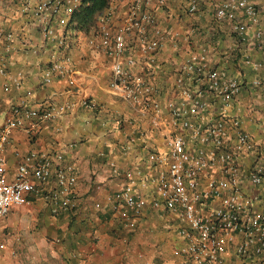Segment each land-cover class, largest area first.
I'll return each mask as SVG.
<instances>
[{
    "label": "built area",
    "instance_id": "obj_1",
    "mask_svg": "<svg viewBox=\"0 0 264 264\" xmlns=\"http://www.w3.org/2000/svg\"><path fill=\"white\" fill-rule=\"evenodd\" d=\"M170 1L127 0L126 10L117 20L111 5L93 31L98 49L111 60L109 92L130 104L147 123L145 129L130 117L116 118L118 126L127 130L126 138L120 142L121 154L126 156L138 147L145 149L143 166L149 172L144 177L141 164L120 171L117 161L107 158L110 175L124 179L106 197L107 205L114 214L118 213L122 225L131 229L141 221L147 207L170 212L184 241L177 249L181 264H264V149L242 129L240 117L230 112L241 91L240 80L214 66L204 50L190 49L181 55L178 68L172 73L173 96L164 101L156 97L158 88L151 68L167 41V32L157 25L149 9L152 3L163 8ZM180 1L185 12L192 15L207 0ZM81 2L20 1L23 22L31 23L43 44L51 47L52 53L42 71L46 85L55 80L65 81L71 87L77 83L71 33L73 14ZM213 13L218 21L229 22L233 33L264 57V27L248 34L247 23L241 19L256 21L258 10L254 2L220 0ZM14 18L18 22L19 17ZM13 24L7 28L0 26V76L8 77L3 85L6 92L23 88L22 76L9 74L3 55L11 50L17 37ZM193 32L190 29L185 39L189 40ZM29 42L22 41L24 45ZM88 44L96 45V38L89 39ZM252 86L264 92L259 79H254ZM25 91L26 96L32 94ZM79 103L102 110L91 97L82 95ZM70 108V103L59 108H30L26 100H20L11 105L0 125V264H17L12 247L20 238L8 228L5 218L13 207L31 205L29 195L37 191V182L46 183L53 177L58 190L45 197L54 202L63 195L65 209L76 206L72 194L77 176L74 165L65 163L62 153L43 154L40 158L28 153L11 180L4 154L12 130L23 124V115L39 125L62 117ZM155 131L160 134L161 144L147 146V135ZM147 184L150 189L145 192L142 188ZM93 208L100 210L103 203L96 201Z\"/></svg>",
    "mask_w": 264,
    "mask_h": 264
},
{
    "label": "crops",
    "instance_id": "obj_2",
    "mask_svg": "<svg viewBox=\"0 0 264 264\" xmlns=\"http://www.w3.org/2000/svg\"><path fill=\"white\" fill-rule=\"evenodd\" d=\"M219 1L207 0L192 15L185 12L180 0H172L163 8L151 4L149 10L155 15L157 25L167 32V41L151 68V77L158 88L156 97L164 101L173 96L171 77L182 54L190 49L204 50L214 66L224 68L240 80L241 91L230 112L240 117L242 129L264 149V92L252 86L254 79L264 84V57L251 44L241 41L229 22L215 19L214 6ZM251 1L258 10L256 21L241 17L247 23L248 34L264 27V0ZM13 28L18 31L17 37L11 50L3 55L9 74L22 76L23 88L4 91L8 77L0 76V125L11 105L20 100H26L30 108L46 105L59 108L66 103L71 108L62 117L39 125L22 116V126L12 130L4 150L8 178L13 179L17 165L28 153L39 158L43 154L62 153L64 162L74 165L77 176L72 194L74 208L63 207V195L54 202L45 197L58 190L52 177L46 183L37 182V191L29 195L31 205L26 206V211H30L26 217L39 219L35 229L20 215L25 207H13L5 219L10 228L22 224V264H181L177 249L184 241L170 212L147 207L141 221L131 229L123 226L118 213L114 214L107 205L106 197L124 181L110 175L107 158L113 157L120 171L141 164L142 175L146 177L149 172L143 166L145 149L138 147L126 156L121 154L120 142L126 138L127 130L118 126L116 118L130 117L145 129L147 123L130 104L109 92L111 60L98 49L97 37L93 32L72 30L71 55L77 83L71 87L65 81L55 80L46 85L42 82V71L47 56L52 53L51 47L43 44L39 31L31 23L22 19ZM192 28L194 32L189 40L185 39ZM91 38H96V45L88 44ZM24 40H29V44L24 45ZM27 89L32 92L30 96H26ZM82 95L94 99L102 110L81 105ZM161 140L155 131L145 141L147 146H154L160 145ZM149 189L148 184L142 188L145 192ZM96 201L103 203L102 209L93 208Z\"/></svg>",
    "mask_w": 264,
    "mask_h": 264
},
{
    "label": "rangeland",
    "instance_id": "obj_3",
    "mask_svg": "<svg viewBox=\"0 0 264 264\" xmlns=\"http://www.w3.org/2000/svg\"><path fill=\"white\" fill-rule=\"evenodd\" d=\"M20 1L21 0H0V26H2L3 28H7L9 24L10 25L12 23L16 24L17 22H15L16 18H14V16L19 17L16 21H21L23 19V15L19 13ZM126 2L127 0H112V9L115 13V16L117 15L116 20L119 18L118 16L121 15L125 11ZM26 210L27 209L25 207L24 209H22V213H20V215L23 216L24 220H25V217L28 215V212H30ZM7 217L5 219H7ZM26 220L30 221L28 223L31 227H34V229L36 228V223L39 222V219L37 217L34 219H29L26 217ZM21 226L22 224L20 222L16 224L15 226H12L11 228L8 226V228L11 231H13L16 235H18L20 238L19 241H15L13 243V247H12L16 252L15 262L17 264H22V256L20 255V247L23 245L24 237L21 232Z\"/></svg>",
    "mask_w": 264,
    "mask_h": 264
},
{
    "label": "trees",
    "instance_id": "obj_4",
    "mask_svg": "<svg viewBox=\"0 0 264 264\" xmlns=\"http://www.w3.org/2000/svg\"><path fill=\"white\" fill-rule=\"evenodd\" d=\"M112 0H82L73 14L74 29L85 34L97 29L101 16L111 7Z\"/></svg>",
    "mask_w": 264,
    "mask_h": 264
}]
</instances>
